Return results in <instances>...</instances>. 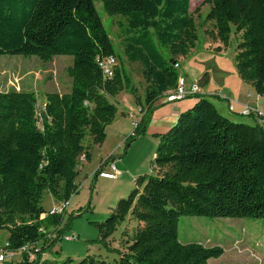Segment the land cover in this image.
I'll use <instances>...</instances> for the list:
<instances>
[{"label":"trees","instance_id":"trees-1","mask_svg":"<svg viewBox=\"0 0 264 264\" xmlns=\"http://www.w3.org/2000/svg\"><path fill=\"white\" fill-rule=\"evenodd\" d=\"M99 1L107 16L122 20L123 55L141 67L143 99L92 0H0V56L36 57L42 63L72 58L68 92L45 94L38 115L33 93L0 92V232H7L12 251L40 249L31 264H39L65 231L64 215L39 219L46 212L42 195L60 204L78 193L79 159L90 162L91 148L104 143L117 114L109 98L125 92L142 113L126 149L145 133L155 104L175 88L174 64L198 40L190 0ZM202 5L209 11L200 26L211 23V37L224 49L236 39V72L264 96V0H203ZM109 57L118 64L105 78L97 60ZM157 138L155 175L136 178L129 196L96 224V243L117 259L86 256L65 264H208L222 256L221 248L181 244L180 217L264 219L263 125L233 122L200 99ZM101 172L102 165L92 180ZM129 219L135 224L130 233L124 227ZM120 228L125 253L109 246Z\"/></svg>","mask_w":264,"mask_h":264},{"label":"rangeland","instance_id":"rangeland-1","mask_svg":"<svg viewBox=\"0 0 264 264\" xmlns=\"http://www.w3.org/2000/svg\"><path fill=\"white\" fill-rule=\"evenodd\" d=\"M92 1L116 54L121 58L124 69L138 90V95L143 99L146 84L141 75V67L137 63L126 61L123 55L121 30L118 26V22H122V20L119 17L107 16L100 1ZM202 2L203 0H190L189 13L197 24L198 40L194 52L179 61L180 65L176 70L178 74H182L183 71L189 74L197 73L199 70L202 72L211 71L213 66L226 71L235 68L233 55L236 50V39L232 38L231 45L221 55L204 49L205 44L209 42L208 38H211L213 27L211 23L200 26L209 11V7L203 6ZM196 11L197 13H195ZM71 64L72 58L68 56H56L49 63H42L36 57L0 56V92L33 93L36 96V113L38 114L45 94L68 92L71 81L66 71ZM207 65L211 68H207ZM109 101L117 108L116 121L114 120L113 123L121 120L119 125L115 126L120 130L119 133L106 127L108 145L117 155L114 156V167L120 172V175L118 174L119 176L117 175L115 179L97 176L92 180L101 155L97 148H91L93 159L90 163L84 165L83 160L79 159V175L76 179L78 193L72 196L68 209L64 213L62 222V227H65L64 234L54 244L53 249L51 248L42 255L43 264H65L67 259L79 261L86 256H102L103 258L107 257L108 260L117 259L116 253L107 254L104 248L96 243L98 238L96 224L102 223L109 216L119 200L129 196L135 188V184L131 180L133 175L137 173H139V177L155 175L151 161L156 146L151 140L152 136L146 137L145 131L124 149L125 141L133 133L134 127L132 120L123 113L127 111L134 113L137 123L141 118H139L141 114L135 111L137 107L134 100L129 94L122 92L114 98H109ZM213 105L216 107L214 103ZM125 117L128 119L125 120ZM247 124L251 125L252 122L249 120ZM107 171L110 173L109 169L105 173H108ZM91 187L92 191H90ZM56 204L49 194L43 193L42 207L45 211ZM124 227L130 233L135 224L129 219ZM121 231L122 228L113 235L112 239L114 240L111 239L112 242L109 246H114L120 250V253H125L124 240L119 239ZM49 232L51 229L46 234ZM7 235L6 231L0 232L1 245ZM71 235H74L76 239L72 241L63 239ZM48 237L53 239L55 234H50ZM51 239L49 238L48 241L51 242ZM178 240L181 244L200 243L205 247L221 248L222 256L209 260L208 264H264V219L180 217ZM15 258L18 261L20 259L19 255ZM38 263L40 264V261Z\"/></svg>","mask_w":264,"mask_h":264},{"label":"crops","instance_id":"crops-1","mask_svg":"<svg viewBox=\"0 0 264 264\" xmlns=\"http://www.w3.org/2000/svg\"><path fill=\"white\" fill-rule=\"evenodd\" d=\"M208 39L209 42L204 46L205 50L209 52L214 51L217 55H221L225 50H227L224 49L217 40H214V38L211 37ZM194 49L190 51L188 55L192 54L194 52ZM180 60H183V58H178V63ZM207 68L211 67L207 65ZM212 68L213 69L211 71L208 70L202 72L199 70L197 71V73L194 72L191 74L183 71L182 74H178V76L184 78L187 87H189L191 84H197L198 92L196 95L172 104L166 103L163 98L155 104V109L151 113L150 121L146 129V137L152 136L151 140L154 142V146H157V144L159 143L157 137L169 131L177 123L179 116L185 112L190 111L200 99H207L210 103L213 102L216 105V107L214 105L213 106L215 107V109L217 108V112L221 116L233 122L248 125L247 122L250 120L252 122L251 125L255 124V120L253 117H243L240 115V112L242 111V107L245 103L256 105L261 111H264V96L257 95L250 85L243 82L238 76L235 68L228 71L216 66H213ZM247 94L251 95L250 99H247ZM229 104L233 105L234 110L232 113H229L227 110ZM137 109L138 108H136L135 111H137ZM129 113L130 111H127L124 112L123 115H128ZM127 119L128 118L125 117V120ZM120 122L121 120H118L116 123H113L112 126H108L109 129H114L119 133L120 130L115 128V126L117 127ZM105 132L106 139L104 143L101 146H93V149L97 148L99 153H101V155L99 156V162L96 166L98 169L102 165L103 172H106V170H108L110 164L114 165V156H117L115 155V151L113 150V148L108 145L107 128L105 129ZM128 132L129 130L127 131V133ZM92 152L93 150H90V162L93 159ZM104 162H106V164ZM83 163L85 165L86 162L83 161ZM117 173L119 174L120 172L117 171ZM138 177L139 173L133 175L131 180L134 182ZM110 248L116 250L118 249L114 246H110ZM43 261L44 260L42 257V259L40 260V264H43Z\"/></svg>","mask_w":264,"mask_h":264},{"label":"built area","instance_id":"built-area-1","mask_svg":"<svg viewBox=\"0 0 264 264\" xmlns=\"http://www.w3.org/2000/svg\"><path fill=\"white\" fill-rule=\"evenodd\" d=\"M97 63L101 70L103 71V75L105 78H111L113 76V67L116 65V60L112 57L104 58L101 60H97ZM174 68L177 70L179 68V63L174 64ZM198 92V86L197 84H191L189 87H187L185 80L183 77L178 76L176 86L173 90L169 91L165 96L164 100L166 103H176L179 101H182L188 97L196 95ZM251 95L247 94V99H250ZM44 107L42 104L41 109ZM227 110L229 113L233 112V105L229 104L227 107ZM137 112L141 114L139 118L142 116V113L140 109L138 108ZM36 115H38L36 113ZM240 115L243 117H253L255 122L261 124L264 126V111H261L256 105H251L249 103H245L242 107V111L240 112ZM128 118L132 120V125L135 128L137 126V122L135 121V114L130 112L128 114ZM110 173L101 172L100 176L106 179H115L118 175L115 167L113 164L109 165ZM119 176V175H118ZM69 202L66 203H60L57 205H54L49 210H47L44 214L40 216V220H43L47 216H57V215H64V213L68 209ZM55 238V237H53ZM65 241H72L75 240L76 237L74 235L64 237ZM40 253V249L35 248H29L28 246H24L20 248L17 251H12L8 248V244L6 240L0 244V264L5 263H15V262H21L22 259H24L28 264H31L37 260V254ZM19 255L20 259L19 261L16 260V256Z\"/></svg>","mask_w":264,"mask_h":264}]
</instances>
